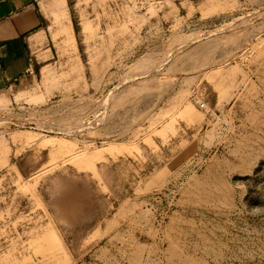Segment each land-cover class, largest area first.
I'll list each match as a JSON object with an SVG mask.
<instances>
[{
  "label": "rangeland",
  "instance_id": "374dc122",
  "mask_svg": "<svg viewBox=\"0 0 264 264\" xmlns=\"http://www.w3.org/2000/svg\"><path fill=\"white\" fill-rule=\"evenodd\" d=\"M41 8L0 88V264H264V0Z\"/></svg>",
  "mask_w": 264,
  "mask_h": 264
},
{
  "label": "crops",
  "instance_id": "0c3cea01",
  "mask_svg": "<svg viewBox=\"0 0 264 264\" xmlns=\"http://www.w3.org/2000/svg\"><path fill=\"white\" fill-rule=\"evenodd\" d=\"M44 0H0V88L30 69L29 39L46 23Z\"/></svg>",
  "mask_w": 264,
  "mask_h": 264
},
{
  "label": "built area",
  "instance_id": "2783aa9c",
  "mask_svg": "<svg viewBox=\"0 0 264 264\" xmlns=\"http://www.w3.org/2000/svg\"><path fill=\"white\" fill-rule=\"evenodd\" d=\"M199 104H200V106H205V102L204 101H201Z\"/></svg>",
  "mask_w": 264,
  "mask_h": 264
}]
</instances>
